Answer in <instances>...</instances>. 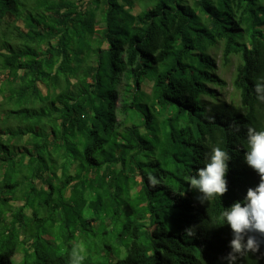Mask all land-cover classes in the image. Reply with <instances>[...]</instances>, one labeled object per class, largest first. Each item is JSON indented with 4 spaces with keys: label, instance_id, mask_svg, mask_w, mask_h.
Segmentation results:
<instances>
[{
    "label": "trees",
    "instance_id": "16d2710c",
    "mask_svg": "<svg viewBox=\"0 0 264 264\" xmlns=\"http://www.w3.org/2000/svg\"><path fill=\"white\" fill-rule=\"evenodd\" d=\"M257 83L264 0H0V264H225L211 226L259 183ZM216 147L228 191L200 204L187 180Z\"/></svg>",
    "mask_w": 264,
    "mask_h": 264
},
{
    "label": "clouds",
    "instance_id": "9594fccd",
    "mask_svg": "<svg viewBox=\"0 0 264 264\" xmlns=\"http://www.w3.org/2000/svg\"><path fill=\"white\" fill-rule=\"evenodd\" d=\"M257 93L264 92V84H256ZM264 99V97H261ZM244 162L259 176V183L247 189L240 201L220 212L211 227L227 225L232 232L229 242L230 251L223 258L225 264H239L242 257L261 253L264 245V130L249 128L247 131ZM229 154L219 148H213L207 156L204 166L196 169L195 175L188 177L187 183L198 195L196 199L204 204L213 199H221L228 191L226 179L229 172ZM182 234H189V228ZM84 257L78 249L71 254V264H82Z\"/></svg>",
    "mask_w": 264,
    "mask_h": 264
},
{
    "label": "rangeland",
    "instance_id": "374dc122",
    "mask_svg": "<svg viewBox=\"0 0 264 264\" xmlns=\"http://www.w3.org/2000/svg\"><path fill=\"white\" fill-rule=\"evenodd\" d=\"M216 60L218 63H220L219 62L220 61L219 56L216 58ZM234 70H235V61H233V65L227 69L220 67L219 64L217 65V73H218L219 77L222 78L226 83V86L222 90H220V89L217 90V94H219L221 101H224L227 103L231 102V100L234 103L238 102L237 94H235V92L232 88V84H231L233 74H234ZM204 103L207 104L208 106H210L212 104V102L207 100V99L204 100ZM118 105L119 104H117V106Z\"/></svg>",
    "mask_w": 264,
    "mask_h": 264
}]
</instances>
